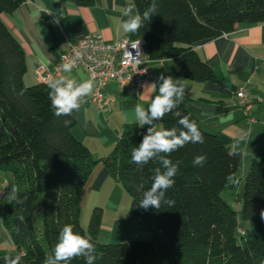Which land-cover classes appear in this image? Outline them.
I'll list each match as a JSON object with an SVG mask.
<instances>
[{
	"label": "trees",
	"instance_id": "1",
	"mask_svg": "<svg viewBox=\"0 0 264 264\" xmlns=\"http://www.w3.org/2000/svg\"><path fill=\"white\" fill-rule=\"evenodd\" d=\"M95 0H74L90 6ZM142 14L151 0H133ZM25 0H0V170L14 180L3 223L18 248V264H45L65 225L90 238L98 256L96 264H260L264 260V152L253 159L237 200L236 211L222 193L235 178L242 151L223 133L205 130L185 105L204 136V143H188L168 158L182 161L175 183L166 196L174 206L139 207L143 192L153 183L149 161L142 168L131 163V150L139 146L149 125L126 124L112 151L101 159L74 134L76 111L71 117L54 114L47 83L28 85L26 53L22 43L3 20ZM240 24H264V0H158V11L132 39L146 43L151 61L172 59L176 75L195 82L222 83L216 72L195 49L201 41L234 32ZM158 88L153 98L158 95ZM71 119L70 126L63 121ZM164 129L180 127L171 113L162 119ZM196 155H206L203 167H193ZM103 163L131 197V216H152L156 221L147 241L103 243L98 234L103 211L96 207L88 228L82 225L84 191L96 166ZM142 186V187H141ZM139 189V190H138ZM41 204L43 236L34 227L32 211ZM242 222L249 224L243 229ZM70 264H85L82 257Z\"/></svg>",
	"mask_w": 264,
	"mask_h": 264
},
{
	"label": "crops",
	"instance_id": "2",
	"mask_svg": "<svg viewBox=\"0 0 264 264\" xmlns=\"http://www.w3.org/2000/svg\"><path fill=\"white\" fill-rule=\"evenodd\" d=\"M128 7L137 13L133 0H95L90 6H78L74 0H25L15 12L3 15V20L22 43L26 53V84L40 82L38 66L53 68L69 46L86 34L102 35L109 42L129 37L131 33L122 27V21L126 19L123 13ZM194 47L216 72L223 75L222 83L180 78L176 75L172 59L149 60V72L140 96L119 92L113 80L106 87V93L116 98L111 112L103 113L89 101L93 91L84 98L79 111H76L77 123L73 131L95 158L101 159L108 155L124 126L136 123L133 112L135 105L139 103L148 107L156 90L149 86L156 83L158 88L161 74L170 75L183 84L186 107L196 115L202 128L229 136L243 153L242 163L246 160L250 166L253 159L262 156L264 101L259 98L264 96V24H240L234 32L198 42ZM62 75L70 76L77 82L91 79L83 68ZM248 81H251L250 116L257 119L256 123L250 122L236 101V91ZM155 123L158 129H164L162 120ZM241 135H245L246 140L240 141ZM3 179L10 180L13 177L9 172L0 170V181ZM12 192L0 202V254L18 253L3 223L5 207ZM126 193L121 182L111 176L103 163H99L86 185L82 204V208L89 211L96 207L102 208L99 241L112 242L113 238H117L115 230L118 225L121 227V230L118 229L121 233L118 239L124 242L152 237L154 230L142 223V217L128 215L125 221L121 224L117 222L116 226L105 222L106 211L120 212L121 206L127 201Z\"/></svg>",
	"mask_w": 264,
	"mask_h": 264
},
{
	"label": "clouds",
	"instance_id": "3",
	"mask_svg": "<svg viewBox=\"0 0 264 264\" xmlns=\"http://www.w3.org/2000/svg\"><path fill=\"white\" fill-rule=\"evenodd\" d=\"M157 11L158 0H151L150 6L142 14L134 13L133 9L128 7L123 13L126 17L122 21L123 30L130 33L139 31L144 22L150 21ZM79 58L78 52L75 58L63 63L64 73H72ZM158 79L159 94L154 96L147 108L138 103L133 110L137 125L149 127L139 146L132 148L130 162L141 168L153 160L160 165L152 169L153 183L150 189L143 192L139 207L145 210L149 207L160 209L162 204L174 206L175 201L167 197L166 193L173 187L174 177L178 174L182 161L174 163L168 156L188 143H204V136L198 130L196 122L179 110V105L184 99L183 84L170 75L161 74ZM149 87L157 89V84L153 83ZM47 88L54 114L57 117H71L74 111H79L84 98L92 93L94 84L91 79L77 82L70 76L61 75L59 78L50 79ZM169 113L176 118L180 127L158 129L155 122L162 120ZM63 123L68 127L72 120L65 119ZM239 139L244 141L246 136L241 135ZM206 161V155H196L192 160V166L203 167ZM261 218L264 219V212H261ZM77 257H82L85 264H96L98 259L90 238L74 232L72 225H65L59 233L52 255L46 257L45 264H70V261ZM18 261L19 257L4 258V264H18ZM260 264H264V260L260 261Z\"/></svg>",
	"mask_w": 264,
	"mask_h": 264
},
{
	"label": "built area",
	"instance_id": "4",
	"mask_svg": "<svg viewBox=\"0 0 264 264\" xmlns=\"http://www.w3.org/2000/svg\"><path fill=\"white\" fill-rule=\"evenodd\" d=\"M78 52L80 58L74 69L83 68L89 74L94 83L89 101L100 111L106 114L111 112L116 102L115 96L106 93V87L113 80L117 83L119 92H130L140 96L145 78L148 76L150 59L146 53L145 41L141 38L132 39L130 36L109 42L102 35L86 34L69 46L53 68L38 66L37 76L40 82L48 83L50 79L61 76L64 73L63 63L75 58ZM250 83L251 81H248L239 87L235 95L237 105L245 116L250 122L256 123L257 119L250 116L252 110L249 101ZM259 100L264 101V96ZM11 187L8 179L0 181V202L9 195Z\"/></svg>",
	"mask_w": 264,
	"mask_h": 264
},
{
	"label": "rangeland",
	"instance_id": "5",
	"mask_svg": "<svg viewBox=\"0 0 264 264\" xmlns=\"http://www.w3.org/2000/svg\"><path fill=\"white\" fill-rule=\"evenodd\" d=\"M246 160L243 161V163L241 164L235 178L228 184V186L224 189L222 196L224 199H226L228 201V203L232 206V208H234L236 211H240L241 210V203L237 200V195L239 193H241L242 188H243V184H244V179L245 176L249 170V162H247ZM247 164V166H246ZM12 184L10 193L13 190L14 187V180L10 179L9 180ZM10 193L8 196H10ZM7 196V197H8ZM127 196V201L125 200V203L121 206L120 212L115 213V212H110L109 210L106 211V215H105V222L109 223L112 226H116V223L118 222L119 224H121L123 221H125L126 217H128V215H130V205H131V197L126 193ZM41 204L39 203L32 211V220L34 223V227L36 229V232L38 234V236L41 238L43 236V222H42V215H41ZM94 209L92 210H88L86 208H82V225L84 228H88L89 222H90V218L92 215ZM144 219V221H142V223L146 226H149L152 230L155 229L156 227V221L154 219V217L152 216H143L142 217ZM103 219V216H102ZM117 220V221H115ZM243 229H249V224L242 222L241 226ZM121 230V227L118 225L117 229L115 231H117L116 236L117 238H113L112 242H109L108 240L102 241L103 243H121L124 242L123 240L118 239V236L121 235V233L119 232V230ZM107 230V228L105 229ZM107 232V231H106ZM151 238V237H150ZM149 238V239H150ZM148 239V240H149ZM147 238L143 239V240H138V241H146ZM147 240V241H148Z\"/></svg>",
	"mask_w": 264,
	"mask_h": 264
}]
</instances>
